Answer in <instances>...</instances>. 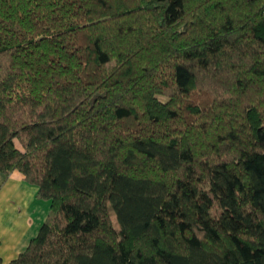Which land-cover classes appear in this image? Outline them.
Instances as JSON below:
<instances>
[{
    "label": "trees",
    "instance_id": "trees-1",
    "mask_svg": "<svg viewBox=\"0 0 264 264\" xmlns=\"http://www.w3.org/2000/svg\"><path fill=\"white\" fill-rule=\"evenodd\" d=\"M0 172L9 264H264V0H0Z\"/></svg>",
    "mask_w": 264,
    "mask_h": 264
},
{
    "label": "crops",
    "instance_id": "crops-1",
    "mask_svg": "<svg viewBox=\"0 0 264 264\" xmlns=\"http://www.w3.org/2000/svg\"><path fill=\"white\" fill-rule=\"evenodd\" d=\"M21 174L0 172V258L9 264L37 235L49 213V204L37 197Z\"/></svg>",
    "mask_w": 264,
    "mask_h": 264
},
{
    "label": "rangeland",
    "instance_id": "rangeland-1",
    "mask_svg": "<svg viewBox=\"0 0 264 264\" xmlns=\"http://www.w3.org/2000/svg\"><path fill=\"white\" fill-rule=\"evenodd\" d=\"M27 184H28V186H30V187L32 186L33 187V185H31V184H29V183H27Z\"/></svg>",
    "mask_w": 264,
    "mask_h": 264
}]
</instances>
